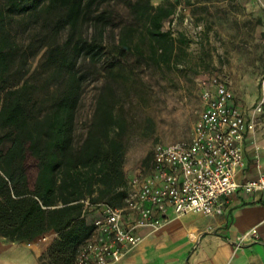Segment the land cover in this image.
I'll return each instance as SVG.
<instances>
[{
  "label": "trees",
  "instance_id": "obj_1",
  "mask_svg": "<svg viewBox=\"0 0 264 264\" xmlns=\"http://www.w3.org/2000/svg\"><path fill=\"white\" fill-rule=\"evenodd\" d=\"M105 2L0 0V236L31 241L53 230L57 237L40 256L48 264H73L89 237L83 200L120 206L124 195L123 128L113 109L100 102L92 124L81 137L76 134L86 79L80 63L101 59L112 16ZM131 7L143 20L152 55L170 61L175 38L163 26L172 21L176 5L144 0ZM22 24L28 34L47 28L42 39L66 33L61 43L38 45L46 47L42 65L51 85L44 97L34 96L26 76L32 44L19 41ZM177 42L186 44L183 36ZM119 44L129 48V33L120 34Z\"/></svg>",
  "mask_w": 264,
  "mask_h": 264
},
{
  "label": "rangeland",
  "instance_id": "obj_2",
  "mask_svg": "<svg viewBox=\"0 0 264 264\" xmlns=\"http://www.w3.org/2000/svg\"><path fill=\"white\" fill-rule=\"evenodd\" d=\"M136 1L144 0H109L103 4L112 14L111 23L105 31L100 61L80 63L86 79L76 125V134L81 137L94 121L93 113L100 102L113 109L123 128L126 177L149 163L154 143L187 139L200 106V82L204 78L219 76L236 102L251 106V110L264 100V0H184L181 5L185 11L175 12L173 23L163 26L171 27L175 38L168 62L152 55L143 20L131 7ZM160 2L178 5L174 0H150L153 5ZM195 23L203 25L199 39L193 29ZM24 26H18L19 41L32 44L26 76L34 96L44 97L51 85L49 71L42 65L46 47L38 45L42 41L61 43L66 33L42 39L47 28L28 34L23 32ZM83 31L90 33L91 28L85 26ZM125 32L129 33V48L119 44L120 34ZM181 36L186 41L184 46L177 42ZM43 262L48 264V259Z\"/></svg>",
  "mask_w": 264,
  "mask_h": 264
},
{
  "label": "built area",
  "instance_id": "obj_3",
  "mask_svg": "<svg viewBox=\"0 0 264 264\" xmlns=\"http://www.w3.org/2000/svg\"><path fill=\"white\" fill-rule=\"evenodd\" d=\"M174 1L178 4L176 14L185 11L181 5L184 0ZM168 29L173 35L171 27ZM193 29L199 39L203 25L195 23ZM262 85L264 98V68ZM263 102L245 112L235 104L233 92L219 76L204 78L200 106L187 139L154 143L149 163L126 177L120 206L83 200L92 230L79 246L73 264L120 260L138 245L140 229L161 227L169 211L174 215H210L220 211L224 197L239 189L246 193L264 191L263 176L236 179L244 165V139L255 131L256 114L262 111ZM248 235L258 237L251 231ZM189 236L199 239L195 233Z\"/></svg>",
  "mask_w": 264,
  "mask_h": 264
},
{
  "label": "crops",
  "instance_id": "obj_4",
  "mask_svg": "<svg viewBox=\"0 0 264 264\" xmlns=\"http://www.w3.org/2000/svg\"><path fill=\"white\" fill-rule=\"evenodd\" d=\"M234 101L251 112V106L243 107L235 96ZM256 116L255 131L244 139L238 181L264 177V111ZM168 217L157 229H140L138 245L112 264H264V191L239 189L224 197L214 214L169 211ZM250 231L258 237L248 235ZM189 233L197 234L198 241ZM56 237L53 230L31 241L0 236V264H44L40 256Z\"/></svg>",
  "mask_w": 264,
  "mask_h": 264
}]
</instances>
